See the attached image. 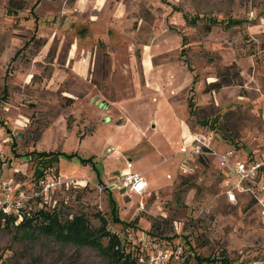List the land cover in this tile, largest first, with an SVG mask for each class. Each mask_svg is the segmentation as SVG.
I'll return each instance as SVG.
<instances>
[{"label": "rangeland", "instance_id": "obj_1", "mask_svg": "<svg viewBox=\"0 0 264 264\" xmlns=\"http://www.w3.org/2000/svg\"><path fill=\"white\" fill-rule=\"evenodd\" d=\"M37 3L0 0V175L29 197L0 223V264H114L106 237L78 245L19 227L40 209L83 215L98 235L106 220L128 252L149 235L182 245L172 264H264L257 207L226 200L213 153L180 151L196 135L241 158L264 151V0ZM35 150L63 152L44 179ZM129 160L143 196L110 186Z\"/></svg>", "mask_w": 264, "mask_h": 264}, {"label": "built area", "instance_id": "obj_2", "mask_svg": "<svg viewBox=\"0 0 264 264\" xmlns=\"http://www.w3.org/2000/svg\"><path fill=\"white\" fill-rule=\"evenodd\" d=\"M191 143L192 148L189 150L183 146L181 153L196 156L213 153L224 174L223 192L226 200L233 204L252 201L258 209L259 216L264 220V151L259 154L251 151L241 158L237 150L232 148L224 151L212 150L211 142L199 135L193 136ZM181 169L185 173L194 172L191 164L186 162L182 163ZM110 186L127 194L143 196L147 194L149 183L143 173L134 170L129 160L126 169L115 176ZM28 205L29 197L25 191L0 175V211L15 217L21 216ZM140 206L144 208V202L141 201ZM133 248L136 264H172L184 255L182 245L163 243L150 235L138 240Z\"/></svg>", "mask_w": 264, "mask_h": 264}, {"label": "trees", "instance_id": "obj_3", "mask_svg": "<svg viewBox=\"0 0 264 264\" xmlns=\"http://www.w3.org/2000/svg\"><path fill=\"white\" fill-rule=\"evenodd\" d=\"M42 0H38L39 4ZM36 4V5H37ZM200 18H194L191 19L190 23H196L197 20ZM218 22L216 20H213L212 25ZM238 24V22H234L232 20H229L226 25H233ZM186 36H183V47L186 45ZM190 107H193V101L192 98H190ZM63 152L58 150H42V151H32L30 154L33 158L36 160V170L35 173L37 176L41 179H44L46 177V170L48 167H50L53 163V161H58L59 156ZM74 154H70L69 156H74ZM97 169V168H95ZM97 175L99 180H101L100 172L97 170ZM111 193V191H110ZM111 195V194H110ZM114 201V207L113 211L116 214L114 216V221L125 223L124 220H122L119 217V214L117 212V204L116 199L113 197ZM29 214H24L25 217L23 219V222L19 225L21 228H28L32 231L36 228L40 232L46 235H53L55 238L59 239L63 242H75L78 245L82 244H96L97 246L103 245V239L106 237L108 238V245L109 248L114 250L111 257L114 259V264H136V259L134 256V251H126L123 247L122 239L119 237L118 234L111 231L107 227V221L105 220L103 222V226L99 228L100 230H103L102 232H99V235L97 234V230L91 228V225L86 220L85 216L83 215H76L71 220L63 221L60 217L59 213L57 212H51L45 209H40L35 212L28 211ZM16 219L15 216L10 214H4L2 211H0V223L4 220L7 227H10V224ZM41 220V221H40ZM27 226V227H26ZM18 227V226H17ZM18 227V228H19ZM215 259L211 257H203L199 254H195L193 256V261L190 264H206L207 262L213 263Z\"/></svg>", "mask_w": 264, "mask_h": 264}, {"label": "crops", "instance_id": "obj_4", "mask_svg": "<svg viewBox=\"0 0 264 264\" xmlns=\"http://www.w3.org/2000/svg\"><path fill=\"white\" fill-rule=\"evenodd\" d=\"M136 172H138V171H136ZM139 173H142V172H139ZM144 174V173H143ZM145 175V174H144Z\"/></svg>", "mask_w": 264, "mask_h": 264}]
</instances>
